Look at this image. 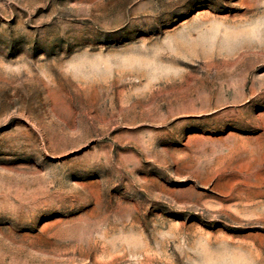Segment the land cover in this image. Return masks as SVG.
Returning a JSON list of instances; mask_svg holds the SVG:
<instances>
[{"label": "rangeland", "instance_id": "obj_1", "mask_svg": "<svg viewBox=\"0 0 264 264\" xmlns=\"http://www.w3.org/2000/svg\"><path fill=\"white\" fill-rule=\"evenodd\" d=\"M0 264H264V0H0Z\"/></svg>", "mask_w": 264, "mask_h": 264}]
</instances>
